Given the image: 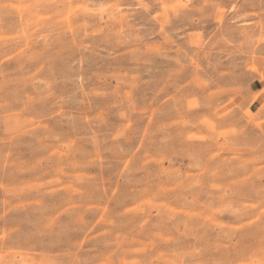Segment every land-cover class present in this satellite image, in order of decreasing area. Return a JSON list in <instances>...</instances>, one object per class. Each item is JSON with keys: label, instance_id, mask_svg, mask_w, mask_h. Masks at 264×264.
Listing matches in <instances>:
<instances>
[{"label": "rangeland", "instance_id": "rangeland-1", "mask_svg": "<svg viewBox=\"0 0 264 264\" xmlns=\"http://www.w3.org/2000/svg\"><path fill=\"white\" fill-rule=\"evenodd\" d=\"M263 62L264 0H0V264H264Z\"/></svg>", "mask_w": 264, "mask_h": 264}, {"label": "crops", "instance_id": "crops-1", "mask_svg": "<svg viewBox=\"0 0 264 264\" xmlns=\"http://www.w3.org/2000/svg\"><path fill=\"white\" fill-rule=\"evenodd\" d=\"M263 69H264V62H263ZM256 89L258 90V92H260V94L256 99V104L262 105L264 104V81H258Z\"/></svg>", "mask_w": 264, "mask_h": 264}, {"label": "snow or ice", "instance_id": "snow-or-ice-1", "mask_svg": "<svg viewBox=\"0 0 264 264\" xmlns=\"http://www.w3.org/2000/svg\"><path fill=\"white\" fill-rule=\"evenodd\" d=\"M141 6H143V5H141Z\"/></svg>", "mask_w": 264, "mask_h": 264}]
</instances>
